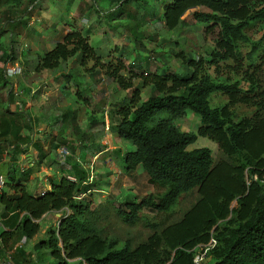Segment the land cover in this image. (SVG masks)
Returning a JSON list of instances; mask_svg holds the SVG:
<instances>
[{"label":"trees","instance_id":"trees-1","mask_svg":"<svg viewBox=\"0 0 264 264\" xmlns=\"http://www.w3.org/2000/svg\"><path fill=\"white\" fill-rule=\"evenodd\" d=\"M35 1L29 0L30 5ZM92 1L99 7L105 3ZM155 1L161 5L160 20L167 31L201 26L204 39L211 37L212 45L199 61L192 57L185 60L183 52L176 55L186 66L184 74L163 70L142 76V86L150 87L151 95L143 102L135 97L115 113L111 130L130 145L114 150L123 160L124 171L131 173L140 167L149 183L164 188V192L158 198L149 195L139 201L126 197L113 211L122 224L133 227L141 221L143 210L168 214L183 194L193 190L197 191V201L179 221L163 228L146 223L153 232L146 240L136 245L129 237L121 240L109 231L108 208H93L96 184L93 179L88 182L86 168L77 162L69 171L47 168L49 190L41 183L36 190H28L22 179L31 170L20 169L18 161L19 154L27 152L20 147V133L29 126L22 121L24 114L21 117L6 110L0 113V164L3 156L8 159L0 216L11 232H1L0 240L14 251L10 257L14 264H194L199 247L211 239L215 246L205 253L209 264H264V29L257 40L247 34L256 25H264V0ZM108 3L106 20L112 22L124 16L126 6L138 8L147 0ZM5 23H15L9 13ZM8 32L9 60L13 62V38H18V33L13 29ZM73 57L81 69L95 61V67L104 69L123 90L137 93L120 75L123 64H102V55L79 32L68 33L52 49L36 56L35 69L59 72ZM206 66L214 74L222 72L227 77L215 79ZM40 92L37 90L36 95ZM7 94L11 100L12 91ZM215 94L223 95L227 103L211 107ZM236 105L250 107L252 115L237 118L232 108ZM188 113L199 119L193 132L176 126ZM199 138L215 142L225 158L214 163L209 148L189 149ZM37 157L41 164L45 155L38 150ZM234 157L238 164L230 163ZM85 158L82 154L81 159ZM232 202L236 207L230 208ZM66 211L69 214H63L32 250L25 249L39 234L44 215ZM22 239L25 243L17 245Z\"/></svg>","mask_w":264,"mask_h":264},{"label":"rangeland","instance_id":"rangeland-1","mask_svg":"<svg viewBox=\"0 0 264 264\" xmlns=\"http://www.w3.org/2000/svg\"><path fill=\"white\" fill-rule=\"evenodd\" d=\"M104 1L108 3V0ZM105 3L101 8L93 6L92 0H36L32 5L29 0H1L0 113L6 110L19 115L22 113V121L29 126V129L23 131L24 137L21 140L27 145L28 153L19 156V166L24 171L31 170L30 175L22 179L30 192L36 188L37 183L49 190L46 185L48 166L69 171L71 165L77 162L86 168L88 182L93 179L96 184L92 190L93 208L99 205L108 208L106 219L111 234L119 236L121 240L129 237L133 245H136L153 233L146 223L163 228L179 221L197 201L198 194L196 190L183 194L168 214L143 210L138 224L133 227L122 224L113 211L122 200L130 197L139 201L149 195L158 198L164 188L150 184L140 167L131 173L124 171L123 160L114 150H125L130 145L111 130L115 124V113L129 106L131 99L138 97L143 102L151 95L150 87L142 86V76L161 74L163 70L184 74L187 72L186 66L176 55L183 52L185 60L192 57L199 61L212 45V40L211 37L204 39L201 26L167 31L160 20L161 5L155 0H147L146 5L141 4L138 8L126 6L124 16L112 22L106 20L110 6ZM7 13L15 23L4 24ZM19 18L21 20L17 21ZM10 29L18 33V38H13L16 57L13 62L9 60ZM263 29L264 25L258 24L247 30V34L257 40ZM70 32H79L88 45L102 55V64L114 67L121 62L124 69L120 75L137 93L123 90L105 75L104 69L95 67L93 60L87 63L85 69H81L73 57L59 72H37L36 56H42L52 49ZM13 66L20 67L22 73L5 78L4 70ZM91 68L95 69L91 71ZM205 69L217 80L227 77L222 72L214 74L213 69L207 66ZM69 75L72 78L67 81L65 78ZM37 90H41L39 96L36 95ZM8 91H12L11 100ZM225 103L227 99L220 94L210 99L211 107ZM232 108L237 118L250 117L253 113V109L245 105ZM176 126L181 131L193 132L199 126V119L188 113L176 122ZM36 146L45 153L41 164L38 162ZM203 147L212 151L214 163L225 158L217 144L208 138H199L189 149ZM80 154H85L86 158L81 159ZM237 160L234 157L230 163L238 164ZM4 173L5 168L2 166L1 177L5 176ZM245 180L248 181L246 174ZM234 207L236 203L232 202L230 208ZM60 218V215L50 213L41 219L39 234L25 249L32 250V245L43 238L49 228H54ZM199 249L196 255L201 253ZM209 263L210 258H204L202 264Z\"/></svg>","mask_w":264,"mask_h":264},{"label":"built area","instance_id":"built-area-1","mask_svg":"<svg viewBox=\"0 0 264 264\" xmlns=\"http://www.w3.org/2000/svg\"><path fill=\"white\" fill-rule=\"evenodd\" d=\"M22 73V69L18 66L10 67L6 70H4V75L6 78H12L16 75H19ZM6 190L4 181L0 177V194ZM4 231V219L0 217V234ZM25 243V240L22 239L20 241V244L23 245ZM0 246H1V240H0ZM215 246V241L213 239L210 240V242L206 246H201V253L199 255H196L194 258V264H200L204 258L205 253L208 250V248H213ZM10 256V254H8ZM0 258V264H14L10 257Z\"/></svg>","mask_w":264,"mask_h":264},{"label":"crops","instance_id":"crops-1","mask_svg":"<svg viewBox=\"0 0 264 264\" xmlns=\"http://www.w3.org/2000/svg\"><path fill=\"white\" fill-rule=\"evenodd\" d=\"M4 74V73H3ZM23 131L24 130H22L21 131V133H20V135H21V137H20V140H19V143L20 144H22V145H20V147L22 148V149H24V150H26L27 148V145L25 144H23L22 142H21V140H22V138L24 137V135H23ZM28 136H30V135H28ZM31 137V136H30ZM32 139H33V136H32ZM17 145V144H16ZM28 153V149H27V152L26 153H21V154H19V156H21V155H24V154H27ZM44 155H45V153H43ZM80 157H82V154H80ZM3 163H1L0 164V167H4V165H5V163L7 162L6 160H8L6 157H4L3 156ZM11 164V163H10ZM18 164H19V161H18ZM49 168H52V166H48ZM0 177H1V175H0ZM5 177V176H4ZM4 177H1V178H3L2 180L3 181H5V179H4ZM25 185V184H24ZM42 185V184H41ZM34 189V188H33ZM37 188H35V190H36ZM44 189H46L45 187H44ZM34 190V191H35ZM68 212V211H67ZM66 212V214H68ZM51 213H53L55 216H61L62 217V215H63V213L62 212H51ZM48 214H50V213H48ZM48 214H46V215H44L43 217H42V219L43 218H45ZM1 217V216H0ZM1 218H3V217H1ZM9 216L6 218V220L5 221H8L9 219ZM3 232H11V227L9 226V225H5V223H4V231ZM42 239V238H41ZM17 245H21L20 244V242H17ZM8 254H10V256L8 255ZM12 254H14V251L13 250H11L10 249V246L8 247V246H4L2 243H1V246H0V258L2 259V258H5V257H11V255Z\"/></svg>","mask_w":264,"mask_h":264}]
</instances>
